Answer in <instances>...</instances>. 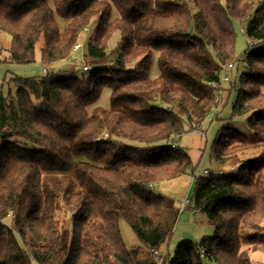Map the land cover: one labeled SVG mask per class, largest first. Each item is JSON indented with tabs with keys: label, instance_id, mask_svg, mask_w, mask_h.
Wrapping results in <instances>:
<instances>
[{
	"label": "trees",
	"instance_id": "trees-1",
	"mask_svg": "<svg viewBox=\"0 0 264 264\" xmlns=\"http://www.w3.org/2000/svg\"><path fill=\"white\" fill-rule=\"evenodd\" d=\"M96 17L86 55L103 60L117 32L111 66L17 78L16 96L0 95V264H255L251 253L264 255V0H0L11 41L2 61L33 62L40 40L45 67L65 61ZM237 23L250 46L263 45L229 82V118H243L248 133L223 127L212 143L210 158L235 160L234 173L197 174L177 139L217 107L222 69L238 60ZM104 89L108 107L97 103ZM187 173L182 207L204 214L213 233L156 255L181 208L151 185ZM122 218L139 246H125Z\"/></svg>",
	"mask_w": 264,
	"mask_h": 264
},
{
	"label": "rangeland",
	"instance_id": "rangeland-1",
	"mask_svg": "<svg viewBox=\"0 0 264 264\" xmlns=\"http://www.w3.org/2000/svg\"><path fill=\"white\" fill-rule=\"evenodd\" d=\"M188 1V0H187ZM223 3L225 0H221ZM98 25V18H94L87 29H85L77 42L78 48L73 49L72 55L66 61H60L50 67H45L40 61V47L42 40L38 41L35 48L36 57L31 63H15L4 62L3 58L7 56V49L10 46V36L6 32L0 30V95L2 96H16L17 78H27L32 76H42L47 72L53 73L55 77H68L72 74L81 76L92 71L93 67L111 66L113 60L116 59L119 49V35L114 33L111 40L108 42L106 56L96 65L86 55V46L88 40L93 37ZM244 25L236 24V43H235V57L238 59L233 67L226 68L225 73L228 76L227 81H221L218 85V94L220 95L217 107L213 108L206 119L201 123L199 129L187 131L182 134L177 143L185 149L190 155L192 167L196 168L197 174H203L204 170H208L212 174H231L234 173L238 164L235 160L227 161L219 165L211 158V147L217 133L223 127H231L240 132L247 134L246 124L243 118L230 119L231 105L234 101L235 91L230 90V81L243 71V60L241 57L249 51L260 49L263 45H249L250 41L243 32ZM69 61V62H68ZM78 64H73V63ZM75 65H87L88 69L84 70L79 67L74 70ZM132 65V64H130ZM159 74L157 66V54L155 53L151 69L150 77L155 78ZM264 91V87H263ZM110 90L104 89L98 100V104L103 107L109 106ZM221 170V172H220ZM152 188V185H151ZM153 190L170 200L173 204L181 207L185 200H189L192 194V176L190 173L181 175L174 179L164 180L155 183ZM183 206V205H182ZM9 218H7V222ZM264 225V224H263ZM119 227L121 236L126 247L139 246L140 241L131 229L130 225L125 219L119 220ZM253 233V231H250ZM213 233V226L207 221V218L202 213H194L188 208H181L179 217L176 221L172 234L167 242H165L158 250L160 255L171 254L177 241L181 238H189L193 240L200 239L203 235H210ZM264 234V227L259 231ZM251 258L255 264H264V255L261 252L251 253ZM64 258H62V261ZM215 264V263H211Z\"/></svg>",
	"mask_w": 264,
	"mask_h": 264
},
{
	"label": "built area",
	"instance_id": "built-area-1",
	"mask_svg": "<svg viewBox=\"0 0 264 264\" xmlns=\"http://www.w3.org/2000/svg\"><path fill=\"white\" fill-rule=\"evenodd\" d=\"M78 44H76L75 46H74V49H76V48H78ZM233 65H232V63H229L227 66H225L223 69H222V72H221V81H227L229 78H228V76L226 75V73H225V69L226 68H230V67H232ZM82 68L84 69V70H87L88 69V66L87 65H82ZM203 172H207V170H204ZM188 203V200H185L184 201V203L182 204V205H185V204H187ZM153 253L154 254H156V255H159V252H158V250H153ZM203 255V249L201 250V256Z\"/></svg>",
	"mask_w": 264,
	"mask_h": 264
},
{
	"label": "crops",
	"instance_id": "crops-1",
	"mask_svg": "<svg viewBox=\"0 0 264 264\" xmlns=\"http://www.w3.org/2000/svg\"><path fill=\"white\" fill-rule=\"evenodd\" d=\"M39 57H40V56H39ZM65 61L67 62V60H65ZM68 62H69V61H68ZM73 64H78V63H77V62H76V63L74 62ZM77 66H78V65H75V66H74V70L77 69ZM154 186H155V183L152 185V189H153ZM174 205H175V204H174ZM176 206H177V205H176ZM178 207H179V206H178ZM183 207H184V206H183ZM180 208H182V205H181ZM193 212H194V211H193ZM194 213H198V212H194ZM192 240H193V239H192Z\"/></svg>",
	"mask_w": 264,
	"mask_h": 264
},
{
	"label": "water",
	"instance_id": "water-1",
	"mask_svg": "<svg viewBox=\"0 0 264 264\" xmlns=\"http://www.w3.org/2000/svg\"><path fill=\"white\" fill-rule=\"evenodd\" d=\"M80 66L78 65L77 68H79Z\"/></svg>",
	"mask_w": 264,
	"mask_h": 264
}]
</instances>
